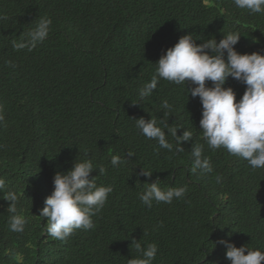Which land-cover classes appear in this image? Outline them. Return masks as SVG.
Here are the masks:
<instances>
[{"label": "trees", "instance_id": "1", "mask_svg": "<svg viewBox=\"0 0 264 264\" xmlns=\"http://www.w3.org/2000/svg\"><path fill=\"white\" fill-rule=\"evenodd\" d=\"M41 18L52 21L47 38L31 50L14 48L13 42H28ZM229 32L241 35L238 53L264 54V13L239 9L233 0H0L6 123L0 127V178L5 191L18 195L12 213L0 192V264H127L137 255L132 240L158 245L153 264H230L221 240L264 252V169L208 147L200 132L202 105L187 93L195 85L161 79L150 97L138 95L179 38L219 43ZM229 87L239 102L246 85L229 77ZM165 99L173 106L167 115L160 107ZM150 116L158 126L163 119L178 128V136L192 131L184 151H175L167 129L173 151H156L157 142L135 127V119ZM195 143L203 146L211 173L191 172ZM113 155L122 159L117 167ZM89 158L90 178L113 191L92 217L93 228L56 240L39 216L54 175ZM100 166L107 169L103 175ZM142 168L153 172L150 179L139 175ZM157 178L163 189L186 186V196L147 208L138 194ZM12 215L25 219L23 232L9 229Z\"/></svg>", "mask_w": 264, "mask_h": 264}, {"label": "clouds", "instance_id": "2", "mask_svg": "<svg viewBox=\"0 0 264 264\" xmlns=\"http://www.w3.org/2000/svg\"><path fill=\"white\" fill-rule=\"evenodd\" d=\"M234 5L251 14L264 13V0H233ZM52 21L41 18L36 26L27 33V43L13 42L17 50L28 47L31 50L39 42L45 40L49 34ZM241 38L239 32H229L217 43L215 38L202 44H197L193 35L188 34L179 38L178 42L161 55L149 82L138 89L140 99L150 97L161 79L175 85L187 83L195 85L187 89L188 96L199 98L202 105V118L199 122L200 132L209 148L213 150L225 149L230 155L242 158L253 169H264V54H240L234 46ZM209 51L211 54H209ZM10 66H14L9 62ZM231 77L244 85L246 90L236 102V93L232 88H225L227 79ZM210 81L212 87H206ZM135 105V104H134ZM160 107L167 110L164 115L172 111V105L165 99ZM151 117V116H150ZM135 127L146 139L155 140L156 149L173 151V144L166 138L168 135L175 139V151H184L181 145L192 140L191 130H184L178 136L176 127L160 119L158 126L155 117L135 119ZM0 127H6L3 106L0 105ZM203 146L194 144L190 155L192 157L191 172L211 173L213 168L206 157H202ZM132 157V153L127 154ZM111 165L117 167L122 163L119 155L111 157ZM94 171L91 160H76L71 170L66 173L57 172L53 178L54 190L45 200V206L39 216L47 220V234L56 240H66L76 229L85 230L94 227L92 217L105 206L113 188L98 185L96 177L90 178ZM107 169L100 166L98 172L105 174ZM140 176L150 179L151 170L142 168ZM222 177L217 176L219 183ZM159 178L153 183H145L144 190L138 194V199L147 208L156 204H172L174 200L183 199L187 187L161 188ZM6 183L0 178V192L3 199L10 203L9 211L16 213L18 195L13 191H5ZM25 219L19 215H12L9 229L13 232H23ZM162 226V225H160ZM227 249L225 257L230 264H264V252L252 250L248 245L237 248L226 240L219 241ZM131 249L137 253L127 260V264H153L158 252L155 242L142 244L132 240ZM245 252L247 254L245 255Z\"/></svg>", "mask_w": 264, "mask_h": 264}]
</instances>
